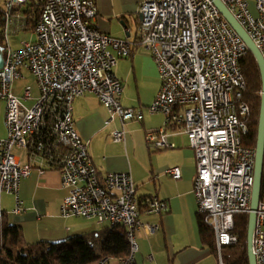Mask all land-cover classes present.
I'll return each mask as SVG.
<instances>
[{"label": "built area", "instance_id": "built-area-1", "mask_svg": "<svg viewBox=\"0 0 264 264\" xmlns=\"http://www.w3.org/2000/svg\"><path fill=\"white\" fill-rule=\"evenodd\" d=\"M26 0H6L4 17ZM244 28L264 59V0H221ZM137 41L149 51L160 87L148 106L162 113L163 124L144 135L154 150L175 148L173 134L186 136L196 159L193 194L196 213L213 231L218 264L221 249L236 242L234 216L248 214L253 185L255 149L243 145L248 133L250 106L243 101L245 81L240 60L246 44L223 19L210 0H141ZM96 0H43L32 29L34 39L11 48L8 35L23 26H5V61L0 69V100L5 103V136H0V215L2 193L15 195L13 213L21 210L19 186L31 171L12 154L13 147L28 150L41 162L49 150H58L61 183L68 190L60 206L64 218L91 219L99 224L123 222L134 232L141 200L135 195L128 172L108 173L102 183L88 153L87 142L77 132L72 102L94 94L108 112L106 127L142 119L139 108L124 107L118 95L122 82L114 75L119 57H130L127 40L113 38L94 27ZM29 73L40 96L32 108L21 104L14 84ZM31 86L22 88L29 99ZM53 136L52 142L45 139ZM113 143L125 140V131L113 128ZM53 166V165H51ZM42 170V169H41ZM174 179L178 167L166 169ZM145 210L167 208L157 198L144 200ZM252 250L256 264H264V199L256 208ZM156 226H148L153 230ZM137 244L135 241V252ZM148 259L152 260V254ZM133 257L125 263L132 264Z\"/></svg>", "mask_w": 264, "mask_h": 264}, {"label": "crops", "instance_id": "crops-1", "mask_svg": "<svg viewBox=\"0 0 264 264\" xmlns=\"http://www.w3.org/2000/svg\"><path fill=\"white\" fill-rule=\"evenodd\" d=\"M140 2L96 0L94 27L113 38L127 40L134 49L130 57L117 58L112 70L122 82L118 95L121 105L139 108L142 119L122 122L115 118L105 127L103 122L108 117L106 108L94 94L86 93L72 102L74 125L87 142L88 153L101 183L108 173L128 172L132 176L135 195L141 200V226L134 232L137 250L133 254L132 264H202L209 249L201 246L198 236V215L193 194L196 159L189 142L185 135L173 134L170 140L176 144L175 148L154 150L144 140L145 132L160 127L165 116L159 112L151 113L148 109L159 90L160 80L149 51L134 45L137 41ZM26 8L27 5L22 4L9 12L5 26H23L25 28L20 29H26L29 26L28 14L23 11ZM8 42L10 46L9 39ZM22 42L16 45L11 43L10 47L18 48ZM113 128L125 131L124 142H112L110 132ZM15 148L24 151L23 156L15 154L21 164L32 167L30 174L20 182V212H12L15 195H1L4 223L19 226L28 244L58 242L74 235L101 230L94 220L61 216L60 206L68 190L62 186L59 170L45 165V161L41 162L37 156H31L28 150ZM172 167L179 168V179L165 172ZM153 197L164 201L167 208L159 212L146 211L144 200ZM148 226L156 227L150 230ZM149 254H152V260L147 257ZM118 260L109 258L96 264H118Z\"/></svg>", "mask_w": 264, "mask_h": 264}, {"label": "trees", "instance_id": "trees-1", "mask_svg": "<svg viewBox=\"0 0 264 264\" xmlns=\"http://www.w3.org/2000/svg\"><path fill=\"white\" fill-rule=\"evenodd\" d=\"M28 14L27 23L33 29L39 16L43 0H26ZM5 17L0 10V45H4L3 30ZM240 68L245 81L242 99L251 108L248 120V133L243 145L255 149L259 110L261 103V74L254 56L248 51L240 60ZM52 142L53 136L45 139ZM45 159L58 169L56 161L59 151L49 150ZM47 164L48 162L45 161ZM260 198L264 199V155ZM0 215V264H96L105 259L125 258L129 254V243L122 229H108L93 231L71 236L58 242L38 241L32 244L25 242L19 226L4 223ZM248 214L234 216L233 233L236 235L234 244L223 246L222 260L225 264H249L248 243ZM197 230L202 247H207L217 258V250L212 229L197 216ZM218 261V260H217Z\"/></svg>", "mask_w": 264, "mask_h": 264}, {"label": "water", "instance_id": "water-1", "mask_svg": "<svg viewBox=\"0 0 264 264\" xmlns=\"http://www.w3.org/2000/svg\"><path fill=\"white\" fill-rule=\"evenodd\" d=\"M212 4L219 10L223 19L230 25V27L239 35V37L246 44L248 51L254 56L261 74V103L259 110L256 146H255V161L253 172V185L250 196V208L248 213V229H247V243H248V257L249 264H256L255 255L252 250V234L255 225L256 208L260 200V190L262 182L263 170V155H264V59L255 46L251 38L248 36L244 28L230 13L226 5L221 0H210ZM5 48L0 45V69L5 61Z\"/></svg>", "mask_w": 264, "mask_h": 264}, {"label": "rangeland", "instance_id": "rangeland-1", "mask_svg": "<svg viewBox=\"0 0 264 264\" xmlns=\"http://www.w3.org/2000/svg\"><path fill=\"white\" fill-rule=\"evenodd\" d=\"M2 9V11L4 9H6V0H0V10ZM22 28V27H21ZM19 29V31H17ZM15 32V34H13L14 32L9 33L8 35V39L11 41L12 44L16 45L19 41H29V40H33V31L30 28V26H28L26 29H20L18 28ZM9 43V42H8ZM10 43V46H11ZM12 47V46H11ZM25 74V79L23 80H18L15 82L14 84V88H15V95L19 97L21 104L27 108H32L38 101L39 96H40V92H39V88L35 82V79L26 72H23ZM29 84L32 88L31 93H30V98L27 100H24L22 98V88L26 85ZM4 102V101H3ZM2 100H0V136L4 137L5 136V129H4V109H5V103H3ZM3 117V118H2ZM145 140V139H144ZM13 155H19V156H23V150L22 149H16L15 147L11 150ZM105 224L98 225V228L103 230L105 228ZM115 229H119V228H115ZM205 249H208L207 247H204ZM217 261L216 256L209 251V254L207 257H205L204 261L202 264H215ZM201 264V263H200ZM218 264V262L216 263Z\"/></svg>", "mask_w": 264, "mask_h": 264}, {"label": "bare ground", "instance_id": "bare-ground-1", "mask_svg": "<svg viewBox=\"0 0 264 264\" xmlns=\"http://www.w3.org/2000/svg\"><path fill=\"white\" fill-rule=\"evenodd\" d=\"M106 228L108 229H115L119 228L122 229L125 233L126 239L129 243V254L125 258H121L118 260V263H125L128 262L129 259L133 257V254L135 253V239L133 237V233L131 231H128V228L123 224V222H110L106 224Z\"/></svg>", "mask_w": 264, "mask_h": 264}]
</instances>
